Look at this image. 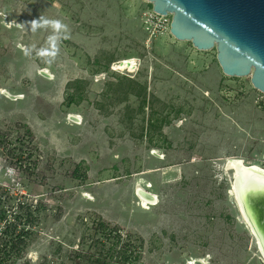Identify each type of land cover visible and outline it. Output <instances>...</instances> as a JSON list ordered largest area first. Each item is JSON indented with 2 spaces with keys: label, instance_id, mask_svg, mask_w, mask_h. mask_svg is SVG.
Returning <instances> with one entry per match:
<instances>
[{
  "label": "rangeland",
  "instance_id": "rangeland-1",
  "mask_svg": "<svg viewBox=\"0 0 264 264\" xmlns=\"http://www.w3.org/2000/svg\"><path fill=\"white\" fill-rule=\"evenodd\" d=\"M151 11L0 0V264L81 262L98 221L132 237L127 264H264L224 170L264 169V95L214 48L154 31Z\"/></svg>",
  "mask_w": 264,
  "mask_h": 264
},
{
  "label": "water",
  "instance_id": "water-1",
  "mask_svg": "<svg viewBox=\"0 0 264 264\" xmlns=\"http://www.w3.org/2000/svg\"><path fill=\"white\" fill-rule=\"evenodd\" d=\"M159 15H169V33L190 42L198 51L216 50L223 75L250 77L252 87L264 95V0H145ZM46 77L44 72H41ZM77 121L75 117H69ZM231 172L229 195L264 259V171L224 162ZM140 204H156V197L140 187Z\"/></svg>",
  "mask_w": 264,
  "mask_h": 264
},
{
  "label": "trees",
  "instance_id": "trees-1",
  "mask_svg": "<svg viewBox=\"0 0 264 264\" xmlns=\"http://www.w3.org/2000/svg\"><path fill=\"white\" fill-rule=\"evenodd\" d=\"M78 82L79 81H76L69 85H71L70 87H72V85L75 86ZM66 99H67L66 101L67 106L71 105L73 102V95H69L68 98ZM95 226H96L95 230L98 233L95 234L97 235V237L94 238L95 239L94 243L96 244L95 246L98 247L97 252L85 253L84 256L81 255L83 261L77 262L75 264H110V260L114 256L118 258V261L115 262V264H125V263L127 264L128 262L137 259L136 253L133 252L134 240L132 241V237L130 235L128 234L122 235L121 230L118 229V227L110 226L109 224L101 221H98L97 224H95ZM108 242L110 243V247L107 249L105 248V243ZM8 243H11L10 246L13 248V247H17L21 243V241L20 239L16 238L14 240H10ZM110 252L111 253L113 252L116 255L113 256L111 255ZM4 253H5V249H4ZM75 258L81 260L79 255H77ZM0 262H1V258H0Z\"/></svg>",
  "mask_w": 264,
  "mask_h": 264
},
{
  "label": "built area",
  "instance_id": "built-area-1",
  "mask_svg": "<svg viewBox=\"0 0 264 264\" xmlns=\"http://www.w3.org/2000/svg\"><path fill=\"white\" fill-rule=\"evenodd\" d=\"M167 17H169V15L163 16L154 13L153 11L146 13L147 22L153 25L154 31L156 32L161 31L163 28L162 25H166L169 30L170 19H165Z\"/></svg>",
  "mask_w": 264,
  "mask_h": 264
},
{
  "label": "bare ground",
  "instance_id": "bare-ground-1",
  "mask_svg": "<svg viewBox=\"0 0 264 264\" xmlns=\"http://www.w3.org/2000/svg\"><path fill=\"white\" fill-rule=\"evenodd\" d=\"M126 65H128L130 67V62L125 63ZM47 76V75H46ZM228 162V166H230V164L234 165V164H240L242 162V166L244 167H253V168H258L264 171V169L256 164H249V165H245L244 162L241 159L238 158H229L226 160ZM146 201H142V204H146ZM148 204V203H147ZM261 258V257H260ZM262 259V258H261ZM264 261V259H262Z\"/></svg>",
  "mask_w": 264,
  "mask_h": 264
},
{
  "label": "flooded vegetation",
  "instance_id": "flooded-vegetation-1",
  "mask_svg": "<svg viewBox=\"0 0 264 264\" xmlns=\"http://www.w3.org/2000/svg\"><path fill=\"white\" fill-rule=\"evenodd\" d=\"M186 264H191V263H189V262L187 263V262H186Z\"/></svg>",
  "mask_w": 264,
  "mask_h": 264
}]
</instances>
